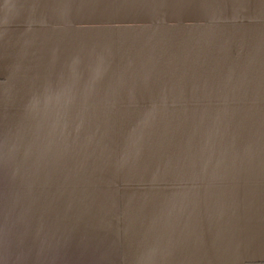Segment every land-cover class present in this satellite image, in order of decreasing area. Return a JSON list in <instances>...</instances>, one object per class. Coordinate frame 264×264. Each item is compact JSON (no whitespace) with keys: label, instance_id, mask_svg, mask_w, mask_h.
Here are the masks:
<instances>
[{"label":"crops","instance_id":"obj_1","mask_svg":"<svg viewBox=\"0 0 264 264\" xmlns=\"http://www.w3.org/2000/svg\"><path fill=\"white\" fill-rule=\"evenodd\" d=\"M0 264H264V0H0Z\"/></svg>","mask_w":264,"mask_h":264}]
</instances>
